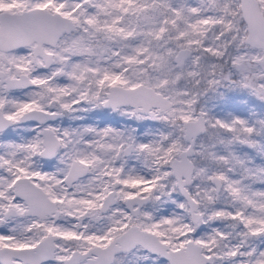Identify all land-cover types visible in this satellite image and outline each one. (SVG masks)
Segmentation results:
<instances>
[{
    "label": "snow or ice",
    "instance_id": "obj_1",
    "mask_svg": "<svg viewBox=\"0 0 264 264\" xmlns=\"http://www.w3.org/2000/svg\"><path fill=\"white\" fill-rule=\"evenodd\" d=\"M0 264H264V0H0Z\"/></svg>",
    "mask_w": 264,
    "mask_h": 264
}]
</instances>
